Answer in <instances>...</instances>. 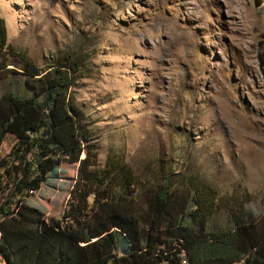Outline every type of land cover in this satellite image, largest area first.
Here are the masks:
<instances>
[{"label": "rangeland", "instance_id": "1", "mask_svg": "<svg viewBox=\"0 0 264 264\" xmlns=\"http://www.w3.org/2000/svg\"><path fill=\"white\" fill-rule=\"evenodd\" d=\"M0 17L7 44L44 70L84 57L72 92L108 191L141 212L168 178L209 188L219 202L209 223L216 233L232 228L239 205L264 212V0H0ZM10 63L0 97L33 96L22 65ZM17 144L7 135L0 155ZM78 168L64 163L25 200L77 226L94 204L90 197L66 217Z\"/></svg>", "mask_w": 264, "mask_h": 264}, {"label": "trees", "instance_id": "2", "mask_svg": "<svg viewBox=\"0 0 264 264\" xmlns=\"http://www.w3.org/2000/svg\"><path fill=\"white\" fill-rule=\"evenodd\" d=\"M83 58L66 56L44 70L7 44L0 17V73L8 70L10 61L21 64L18 73L26 76L34 92L0 97V147L9 134L18 139L8 155H0V261L264 264V212L255 216L239 205L232 228L216 233L209 223L219 202L209 188L174 185L168 178L149 191L141 212L133 198L108 191L94 168L97 152L86 113L72 92L85 70ZM33 154L36 159H28ZM66 162L79 164L76 203L66 217L84 211L88 199L94 198L92 214H85L84 221L76 218L77 226L46 219L25 200L58 178Z\"/></svg>", "mask_w": 264, "mask_h": 264}, {"label": "built area", "instance_id": "3", "mask_svg": "<svg viewBox=\"0 0 264 264\" xmlns=\"http://www.w3.org/2000/svg\"><path fill=\"white\" fill-rule=\"evenodd\" d=\"M159 264H161V263L159 262Z\"/></svg>", "mask_w": 264, "mask_h": 264}]
</instances>
